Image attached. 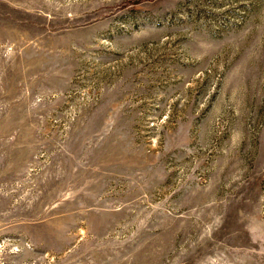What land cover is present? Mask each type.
I'll list each match as a JSON object with an SVG mask.
<instances>
[{"label":"rangeland","instance_id":"rangeland-1","mask_svg":"<svg viewBox=\"0 0 264 264\" xmlns=\"http://www.w3.org/2000/svg\"><path fill=\"white\" fill-rule=\"evenodd\" d=\"M0 264H264V0H0Z\"/></svg>","mask_w":264,"mask_h":264}]
</instances>
